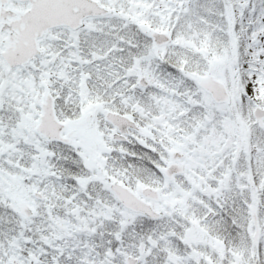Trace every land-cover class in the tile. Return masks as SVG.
Masks as SVG:
<instances>
[{"label":"snow or ice","instance_id":"1","mask_svg":"<svg viewBox=\"0 0 264 264\" xmlns=\"http://www.w3.org/2000/svg\"><path fill=\"white\" fill-rule=\"evenodd\" d=\"M0 264H264V0H0Z\"/></svg>","mask_w":264,"mask_h":264}]
</instances>
